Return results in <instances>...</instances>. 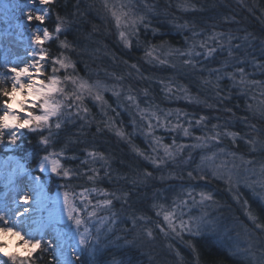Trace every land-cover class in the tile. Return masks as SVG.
<instances>
[{
	"label": "trees",
	"instance_id": "1",
	"mask_svg": "<svg viewBox=\"0 0 264 264\" xmlns=\"http://www.w3.org/2000/svg\"><path fill=\"white\" fill-rule=\"evenodd\" d=\"M245 1L53 0L45 6L48 15L41 23L29 21L26 16L29 9L35 15V4L30 8L29 0H16L17 6L13 8L14 3L9 0L10 10L25 34L35 32L38 27L48 28L51 33V39L44 44L50 54L46 75L51 74L52 58L63 56L73 67L59 69L57 75L61 78L70 74L91 84H115L119 89L115 95L106 92V105L84 95L80 109L87 108V113L65 108L64 114L51 120L50 129L48 126L37 132L21 129L15 144H9L6 138L0 143L1 154L15 155L28 169H33L45 155L62 153L57 158L71 171V177L35 173L47 183L49 193L56 189L69 193L78 209L75 217L84 221L79 228L74 226L78 232L81 228L89 230L87 243L81 245V253L75 257L76 264H246L243 257L212 236L186 233L181 228L179 236L171 232L167 236L161 231L162 226L168 230L163 221L165 211L181 202L175 199L172 188L169 190L174 182V192L177 188L186 192L191 186L189 189L196 195L210 193L215 202L223 205L221 212L226 215L224 223L228 227L238 231L245 227L253 232L248 231L252 237H259L257 233L261 230L250 228L259 225L264 229V208L251 198L250 187L241 182H236L234 188L227 186L207 168L197 167L199 152L193 147L198 137L219 134L216 139L221 142L219 148L245 159L264 158V148L248 142L254 136L264 137V117L249 108V98L237 91L239 75L235 81L225 76L236 69L233 57L228 55L227 42L236 38L238 41H232L230 49L233 55L234 45L243 41L238 58H249L246 52L257 58L245 63V71L251 73L253 80L264 79V70L260 72L257 67V63L264 65L259 58L264 53V0H248L249 4ZM119 7L143 18V24H138L129 37V46L117 35L114 15ZM113 8L116 10L112 13ZM236 18L242 21V26L235 22ZM57 24L61 25L59 32ZM0 29L3 30L2 26ZM225 37L226 41L221 39ZM201 42H206L205 48L199 46ZM162 43L163 47L181 52L195 47L190 56L148 55L154 48L158 51ZM209 47L215 49L211 56L197 55L201 52L205 56ZM235 51L238 52V47ZM185 59L193 63L185 65ZM180 89L199 99L195 103L181 100L177 94ZM124 94L128 96L123 98ZM129 96L134 99L129 100ZM153 111L164 126H159L154 117L143 118L142 112ZM201 116L205 119L198 125L196 121ZM57 123L61 124L60 129H56ZM177 124L181 127L173 128ZM185 127L189 128L188 136L183 134ZM118 131L124 135H118ZM227 132L238 135L229 136ZM154 137H159L162 144L175 142L176 146H183L175 154L179 157L172 159L173 163L178 161V166L169 169L183 178L179 184L167 182L163 176L160 180V167L145 158L155 154L158 159H168L163 149L153 143ZM42 138L49 141L47 145L41 142ZM8 145L11 148L6 152L3 148ZM153 148L157 151L153 152ZM93 151L104 159L90 157L88 153ZM184 156L189 157L188 161ZM89 176L93 179L89 180ZM3 190L0 180V210L4 208ZM105 200L111 203L106 205ZM232 217L237 220L236 226L230 223ZM242 219L245 225L240 227ZM50 255L37 253L36 264H51ZM3 259L0 257L1 264Z\"/></svg>",
	"mask_w": 264,
	"mask_h": 264
},
{
	"label": "snow or ice",
	"instance_id": "2",
	"mask_svg": "<svg viewBox=\"0 0 264 264\" xmlns=\"http://www.w3.org/2000/svg\"><path fill=\"white\" fill-rule=\"evenodd\" d=\"M32 3V0H29ZM39 3L43 6H47L53 3V0H39ZM47 7H44L43 12H36L33 15L31 9L26 13L29 21H38L43 23L47 14ZM120 23V17L117 16V24ZM135 21L132 22L130 28L134 31ZM61 25L57 24L56 31L59 32ZM196 33H193L195 36ZM120 37L124 41L125 46H129V40L125 32H120ZM51 39V33L48 28H44L42 34L36 32L32 36V43L36 47L33 49L29 56L30 61H20L17 64H9L5 62L2 67L3 71L0 72V143L7 139L9 144H15L19 138L21 129H28L29 131H38L43 127L48 126L51 128V120L53 118H59L64 114V109L72 108L80 109V105L83 103L85 93L94 96V99L98 102L105 103L104 98L101 95L102 86L97 82L96 84H89L82 78L75 77L70 74H65L63 78L57 75L59 69L72 68L73 65L67 58H52V70L51 74L46 75V62L49 59L50 54L45 50L44 44ZM66 46V45H65ZM201 48L206 47V42H201L199 45ZM163 47V43L161 46ZM195 45H193V48ZM193 48H189L186 52H181L179 49L169 48L166 55H191ZM155 50V48L153 49ZM215 52L213 48H207L205 55L211 56ZM200 53H197L199 55ZM148 55H152V51L148 52ZM229 56L233 53L229 50ZM243 61H241L242 63ZM166 63V61H161ZM185 65L193 63L190 59L183 61ZM56 65L59 68L55 67ZM135 67V65H133ZM257 67L264 70V65L257 63ZM237 74L239 75L238 84L243 87L248 85H264V82L248 80L247 73L244 67H237L235 72H226L225 75L230 77L233 81L236 80ZM71 87V91H69ZM171 90L170 88L168 89ZM185 92L187 90L185 89ZM262 95H264V88H262ZM63 99L57 100L56 97ZM129 100L134 99L129 96ZM138 107V105H137ZM249 105V108H252ZM39 110V113L35 110ZM84 113L88 112L87 108L80 109ZM258 110L264 115V101L260 102ZM79 115V111L75 113ZM71 112L68 116L71 118ZM144 119L156 118L159 122V126H164V121L158 116L157 112L153 111L150 114L142 112ZM15 120V123H8L10 120ZM205 117L201 116L196 124H200L204 121ZM23 124V127L20 125ZM56 129L61 128V124L55 125ZM181 127L179 124L173 125V128ZM216 125H213L215 128ZM148 130L151 132L152 124H148ZM255 130V126H253ZM118 135L123 136L124 133L118 131ZM183 134L188 136L190 134L189 128H183ZM219 134L211 136L209 139L216 140ZM226 135L235 137L237 133L227 132ZM198 140H202V137H198ZM45 145L48 144L47 139L41 140ZM250 144H259L264 148V137L254 136L248 141ZM153 143L159 145L163 149L164 157L173 159L176 152H179L183 147L182 145L176 146L175 142L172 145L162 144L159 137L153 138ZM199 145H193L198 147ZM175 148V151L173 150ZM157 149L153 148V152ZM62 153H51L41 158L39 162V169L41 171H50L62 178L71 177V171L62 166L61 161L57 158ZM88 155L93 159H104L102 154L96 152H89ZM143 155V153H141ZM151 159L154 165H161L164 162L162 158L145 157ZM93 171H95L93 169ZM261 173L264 174V165L261 167ZM147 176H151V173H146ZM192 175L191 172L188 173ZM93 177L89 176V180ZM27 188H24V185ZM202 198H203V194ZM18 197V199H17ZM210 198V197H209ZM111 201L105 200L104 204H110ZM52 206V201L48 196L44 185L40 182L38 176L33 175L27 168L22 167L20 169L19 176L12 182L10 200L6 199L4 203V209L0 210V257L4 258L2 264H36L37 256L39 252H48L51 254L59 247L57 244L54 247V240L52 236H58L57 225L60 222L59 218H54L51 215L45 216L47 208ZM23 209V211H21ZM62 215L66 216L68 220L72 221L74 215L78 212L74 202L70 200L69 193L65 191L63 193V205ZM91 215V213L89 214ZM164 220L168 223V227L172 231H176L172 222L171 213L164 214ZM75 225L79 228L84 221L80 218L74 220ZM181 230L184 229V224H180ZM88 229L85 228L83 233H80L81 245H85L88 240ZM151 236V232L147 233ZM179 234V233H177ZM45 236H49L48 240H45ZM15 245L16 250H9ZM63 255V252H60ZM57 264H73L71 258L66 257L64 260L57 259Z\"/></svg>",
	"mask_w": 264,
	"mask_h": 264
},
{
	"label": "rangeland",
	"instance_id": "3",
	"mask_svg": "<svg viewBox=\"0 0 264 264\" xmlns=\"http://www.w3.org/2000/svg\"><path fill=\"white\" fill-rule=\"evenodd\" d=\"M15 1L16 0H11V2L14 3L13 8H16L17 6ZM28 4L30 8L33 6V4L36 5L35 13L43 12V9L45 7L39 3V0H37L36 3H34V1L32 0V3L28 2ZM115 10L116 9L113 8L111 9V12L113 13L115 12ZM47 15H48V11L46 16ZM117 16H119L124 20H127V21L120 20V23L116 24L117 35L120 39H121L120 32L122 31L125 32L127 38L129 39L131 34L134 31H136V27L138 26V24H143L142 15L138 17L137 14L132 11L131 14H128V12L122 9L121 7H119V10L116 11L114 15V17L116 18ZM133 21H135L134 31L130 28V25H132ZM1 26L3 30L0 29V69L1 68L3 69L2 65L5 62L15 65L20 61H30L31 57L29 56V53H31L33 49L36 47L32 43V36L36 32H40L42 34L44 28L38 27L37 29H35L36 30L35 32H31V34L29 35L25 34L21 25L15 20V15L10 10L9 0H0V28ZM221 39L224 41L227 40L226 37ZM235 40L237 39L236 38L228 39L227 41L228 50L232 48V41ZM249 43L250 42H248L247 45ZM243 45L244 42L241 41L240 43L238 42V44L234 45L233 48V51L235 53L234 55H232L234 60L233 64L236 68L242 67V65L244 67L247 61L255 62L257 60V58L252 56L250 52H246V55H248L249 58H243V57L238 58L239 57L238 54L242 51ZM13 46L20 47L23 50L22 53L14 52ZM237 47H238V52L235 51ZM251 48L252 47L250 45L249 49ZM168 49H169L168 47H163V48L159 47L157 49L158 52H160V53L157 52L158 57H163L165 53H167ZM21 55L24 56L23 59L20 58ZM199 56L202 58H207L206 57L207 55L203 56L201 52ZM59 58H65V57L61 56ZM259 58L261 59L260 62L264 64V53H262L259 56ZM241 61L243 62L241 63ZM254 71H256V67L254 68ZM260 72H263V70H260ZM246 73H247V79L253 80L250 78L251 73L249 72ZM254 80L264 82V79L262 80L254 79ZM88 83L91 84V82L89 81ZM92 84H96V83H92ZM100 85L102 86L101 95L103 96V98L107 91H109V94L112 95H115L119 91L118 87L115 84H109V85L100 84ZM237 88H238L237 91L244 93L249 98L250 100L249 105L253 106L252 108L254 109V111L262 115L258 110V107L260 105V102L264 101V95L261 94L264 85L253 86V85L245 84L243 87L238 85ZM182 92L183 90L181 89L177 90V94L179 95V98L181 100H186L188 102L195 103L199 99L196 95H191ZM85 95L92 98L95 103H99L94 99V96L88 95L87 93H85ZM127 96L128 94H124L123 98ZM172 96H175L176 99V95H172ZM56 99L59 100L57 97ZM35 111L39 113L38 109ZM262 116L264 117V115ZM232 139H238V138H232ZM220 143L221 142L219 140H211L209 138H203L202 140L196 141V145H199L198 147H196L198 148V152H199L197 156L200 158L197 167L207 168L213 175L225 181L227 186L232 185L233 188H234V184L238 185V183L236 184V182H241V184L247 186L248 188L250 187V189L253 184L255 186V191L253 192H255L256 195L264 202V174L261 173V167L262 165H264V160L258 161L257 164H252L253 162L251 163L250 160L253 159H248V158L245 159L237 155L235 156L234 152H231L226 148H219ZM10 148L11 146L8 145L5 148H3V150L9 152ZM173 150L175 151V149ZM195 154L196 153H194V155ZM153 156L156 158L159 157L156 156L155 154ZM178 157L179 156L177 155L174 156V158H178ZM183 159L185 161H188L189 157L184 156ZM171 160L172 159H167L163 162V164L157 165V167H160L161 169L158 178H160L161 180V177L163 176L162 177L163 180L167 182L171 180L181 182L183 178L176 177L175 173L169 170L173 166H178V161L173 163L174 160L172 161ZM167 164L168 165L172 164V165L165 167L166 169H163L164 166ZM38 165L39 163L32 170L28 168L27 169L35 176H38V174L35 173V170L43 174H47V173L54 174L50 171H41ZM22 167L26 168L23 162L20 161L15 155L11 153H4V154L0 153V180L4 181V187H3L4 190L2 193L3 203H5L6 199L10 200L12 182L19 176L20 169ZM40 182L44 185V188L52 201V206L50 208H47L45 212V216L51 215L54 218L60 219V222L57 225L58 236H52L51 233L49 234V236H51L52 239L54 240V247L57 244L59 245V247L56 248L55 251L51 252L49 258L50 263L57 264V259L62 261L66 257H68L73 260V264H76L75 257L80 255L81 253V244L79 243L81 238L80 233H83L85 228H81V230L78 232L76 226H74L75 225L74 220L76 219L75 215L72 221L68 220L66 216L62 215L61 210L63 205L64 191L56 189L53 192L49 193L47 190V183L43 182L41 178H40ZM54 184L55 183H53V186ZM23 187L27 188V185L25 184ZM189 188H191V186L188 187L186 192L181 191L182 189L179 188L180 193L182 195H177L176 193H173L175 199H179L181 202H179V204L174 206L172 209L169 210L167 209L165 211V213H171L173 226L175 227L176 231L172 232V229L168 227V223L164 220L165 213L163 214V221L165 222V224L167 223L168 230H166L165 227L162 226L161 231L165 233V235L167 236H169L168 232H171L173 236H179L177 233L179 232L180 224L183 223L184 231L186 233H198V234L202 233L208 236H212L214 239L224 244L225 247H227L232 253L240 256L241 258L242 257L244 258L243 248L245 245L243 241L251 240L253 238L249 233L251 231L248 230L249 231L248 232L245 229V227L244 228L241 227L240 228L241 230L239 231L235 228L228 227V225L224 223L226 221V215L221 212L223 205L219 202H215V199L211 197L210 193H199L198 195H196L194 194V192L192 193L191 192L192 189ZM211 193H213V191ZM201 194H203V198ZM249 218L250 221L253 222L251 217ZM230 223H232L234 226L237 225V222L235 221L231 222L230 220ZM257 229L261 230L260 233H257V236L264 235V229H262L259 225H257L255 228H250V230H255V231H257ZM49 236H45L44 237L45 240H48ZM9 250L10 251L16 250L15 245H13L12 248H10ZM61 251L63 252V255H60Z\"/></svg>",
	"mask_w": 264,
	"mask_h": 264
},
{
	"label": "clouds",
	"instance_id": "4",
	"mask_svg": "<svg viewBox=\"0 0 264 264\" xmlns=\"http://www.w3.org/2000/svg\"><path fill=\"white\" fill-rule=\"evenodd\" d=\"M8 123H15V120L8 121ZM23 127V124L20 125ZM244 242V258L246 264H264V235L253 237L251 240Z\"/></svg>",
	"mask_w": 264,
	"mask_h": 264
},
{
	"label": "bare ground",
	"instance_id": "5",
	"mask_svg": "<svg viewBox=\"0 0 264 264\" xmlns=\"http://www.w3.org/2000/svg\"><path fill=\"white\" fill-rule=\"evenodd\" d=\"M245 3H246V4H249V1L246 0ZM246 4H245V5H246ZM246 6H247V5H246ZM235 22L238 23L240 26H242L241 24H243L242 21L239 20V19H237V18H236V21H235ZM13 51H14V52H18V53H22L23 50H22L20 47L13 46ZM154 51H155V50H154ZM154 51H153V52H154ZM153 52H152V54H153ZM157 52H158V51H155L154 54H155V53H156V54L160 53V52H158V53H157ZM165 55H166V53H165ZM165 55H164V56H165ZM164 56H163V58H164ZM20 58L23 59L24 56L21 55ZM252 159H253L252 162L255 163V164H257V162L260 161V160H264V158H263V159H261V158H260V159L252 158ZM253 177H254V176H253ZM254 178H255V177H254ZM257 178H259V177H257ZM174 179H175V178H174ZM174 181H175V180H174ZM176 182H177V181H176ZM179 183H180V182H177L176 184H179ZM171 188H172V192H173V193H176L177 195H182V194L180 193V190H178L179 188H177V190H175V192H174V189H175V182L173 183V185H170L169 190H170ZM249 190H251L250 193H249L250 196H251V198H252L253 200L257 201V202H258V203L264 208V202H263V201H262V200L256 195L255 192H253V191H255V186H254L253 184H252V186H251V189L249 188ZM21 211H23V209H21ZM239 219H241V218L238 217V220H239ZM232 220L235 221V222H237V220H236L234 217L231 218V221H232ZM238 222H239V221H238ZM244 225H245V220L242 219V223H240L239 226L241 227V226H244Z\"/></svg>",
	"mask_w": 264,
	"mask_h": 264
}]
</instances>
